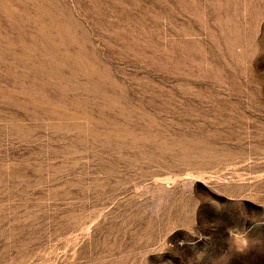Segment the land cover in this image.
<instances>
[{"label":"rangeland","instance_id":"obj_1","mask_svg":"<svg viewBox=\"0 0 264 264\" xmlns=\"http://www.w3.org/2000/svg\"><path fill=\"white\" fill-rule=\"evenodd\" d=\"M0 264H264V0H0Z\"/></svg>","mask_w":264,"mask_h":264}]
</instances>
